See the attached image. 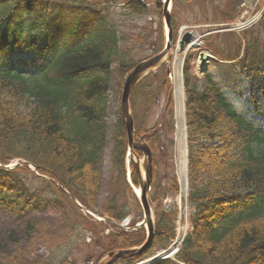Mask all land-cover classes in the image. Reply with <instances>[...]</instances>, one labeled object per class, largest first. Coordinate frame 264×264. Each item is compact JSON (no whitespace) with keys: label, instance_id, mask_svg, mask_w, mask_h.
Returning a JSON list of instances; mask_svg holds the SVG:
<instances>
[{"label":"trees","instance_id":"obj_1","mask_svg":"<svg viewBox=\"0 0 264 264\" xmlns=\"http://www.w3.org/2000/svg\"><path fill=\"white\" fill-rule=\"evenodd\" d=\"M112 2L114 0H0V55L15 53L39 42V36L31 37L28 43L18 33L19 28H24L22 19L33 13L38 5L42 10L28 27L29 32L38 27L39 21L51 18L52 12L64 8L76 14L87 11L90 28L86 38L59 54L36 75H28L23 67L0 68V160L4 164L15 158L31 162L40 174L51 179L36 174L27 165L10 170L0 166V210H8L22 218L30 210L51 206L69 204L71 208H78L53 181L85 206L99 208L108 140L111 69L120 39L108 21L95 14ZM124 7L132 14H145L148 10L142 0H124ZM226 17L223 14L222 18ZM54 31L55 28L50 29L48 43L54 41ZM68 37L74 38L75 34L70 32ZM243 38L246 44L242 57L239 58L240 47L229 60L239 58L232 64L236 73L252 80L250 111L264 114V83L261 80L264 77V49H261L264 13L259 26L245 33ZM158 45L162 47L163 38ZM135 63L133 60L120 61L119 88ZM151 77L147 76L133 90V112L139 95L145 99V114L151 110L155 89ZM167 85L164 84L165 88ZM185 87L192 227L177 260L187 264H264V119L262 127H258L247 116L233 110L221 87L209 74L200 86L194 83L189 68H186ZM239 95H243L241 89ZM170 113L171 102L166 110L169 133L173 130ZM160 133L156 126L149 129L144 125H137L135 133L138 139L145 135L153 151V202L163 196L160 169L167 163L161 153ZM127 148V135L118 109L112 163L113 178L120 188L115 198L101 206L102 214L116 220L130 212L129 202L123 203L124 189L130 191L132 199L135 198L125 178ZM136 152L142 155L137 149ZM132 171L133 182L137 183L133 164ZM170 171L175 194L179 188L171 165ZM71 210L67 208V212ZM155 214L154 244L146 255L168 246L176 234V202L157 207ZM65 218L69 221H66L70 227L69 235L55 252L61 262L66 261L70 247L78 241V237H74L82 233L72 214H66ZM25 222L31 233L42 227L37 220ZM90 227L100 238L104 249L102 255L114 249L138 246L145 238L143 228L105 235L99 232L104 230V224L98 223V227L90 224ZM16 255L12 257L15 259ZM140 257H131L123 263H131ZM0 261H3L1 257ZM36 264L56 263L48 256ZM157 264L177 263L166 260Z\"/></svg>","mask_w":264,"mask_h":264},{"label":"rangeland","instance_id":"obj_2","mask_svg":"<svg viewBox=\"0 0 264 264\" xmlns=\"http://www.w3.org/2000/svg\"><path fill=\"white\" fill-rule=\"evenodd\" d=\"M148 4V10L145 14H132L128 9L124 7V0H114L112 5L98 9L95 17L105 18L108 23L116 30L119 36L118 51L113 57L112 64V80L111 89L109 91V112H108V142L104 152L103 159V183L101 188V194L99 197V208L104 206L109 198H115L117 190L120 188V184L115 182L113 178V164H112V149L114 144V131L117 121V112L120 106V99L118 97L119 89V63L124 59L141 60L151 57L158 52V41L162 38V34L166 35V25L163 14V0H146ZM251 0H177L172 9V17L175 27H179L183 23L187 24H204L210 22H219L222 20L223 15H230L229 18H233L239 14L242 10V5L250 2ZM87 11L84 13H70L67 8L62 11L52 12V17H56L57 23H68V28H75L76 32H79V25L81 24L80 33L86 23L84 17L87 15ZM224 20V19H223ZM45 21V20H42ZM46 23V22H45ZM259 26V24L257 25ZM86 28L83 30V34H87ZM47 32L46 26L40 30V33L35 32L34 35H42V43L45 44V33ZM220 36V37H218ZM66 35L58 33V44L64 45ZM242 36H236L232 34L213 35L206 39L205 48L211 49L218 59H222V56L231 57V54L237 52L239 46L243 45ZM82 36L79 37V39ZM212 43H208V42ZM63 45L60 48L63 49ZM218 48L220 50H216ZM261 49H264V43L261 45ZM59 51L57 47L52 51L51 55L55 56ZM194 55L196 50L190 52L189 63L191 77L194 83L197 85H203V75L196 71L194 62ZM26 60L33 58L39 59L36 52L30 51L22 55ZM221 57V58H220ZM0 59V64H1ZM229 64V63H228ZM166 66H162L161 69L155 70L152 74L151 81L155 82V101L154 107L148 116L147 124L153 126L159 122L165 123V119H162L164 108L167 102L168 93L164 88L162 79L166 78ZM210 70V67L209 69ZM211 74L216 79L224 94L229 98L235 109L242 115H246L248 109L247 103L250 101V80L245 76H233L231 77L230 66L218 62H213L211 65ZM216 77V78H215ZM232 78V79H230ZM172 80V77H171ZM170 80V82H171ZM172 83V82H171ZM239 83V84H238ZM245 91L243 98L238 97L239 86ZM173 87V85H172ZM145 99L142 96H136L135 106L144 109ZM144 114V112H143ZM142 112L137 118V123H141ZM173 115H174V98H173ZM160 128H162L160 126ZM164 141L170 145L171 149L163 146L162 154L165 155V161L161 166V173L163 176V195L156 202H151L153 209L162 205H166L174 198L179 202L181 199L180 194H172V186L170 183V165L175 168V164L179 159L178 147L173 148L174 140L171 142L167 138H172L173 134L167 136L166 132L162 133ZM163 141V140H162ZM127 160V158H126ZM143 158L141 162L143 163ZM174 161V162H173ZM130 157L127 160V166L129 165ZM13 165V164H12ZM129 171H127V178ZM124 189V188H123ZM125 192V200L123 203L129 202V209L131 211L128 215L132 221H140L143 218V209L138 205L136 200L131 198L130 191ZM116 193V194H115ZM120 198V196H119ZM189 212V211H188ZM187 212L185 217V211L183 212V220L186 221L191 227L192 221ZM66 211L65 207L58 208L51 206V208L45 210H31L24 219L16 218L8 210L0 211V257L3 261L0 264H36L43 261L50 255H53V259L58 262L59 257L54 256V252L59 243L63 242L66 231L70 228L66 225ZM76 219L79 225V230L82 231L83 240L77 242V247L72 250L68 255V260H74L76 264H96L102 254V248L100 245V239L95 235L94 228L90 220L84 218L80 211L73 208L71 213ZM32 219L38 220L42 227H39L35 232H29L27 230V223L25 220ZM89 219V218H87ZM92 220V219H91ZM88 222V223H87ZM179 223V221H178ZM111 230H114L112 227ZM56 244V245H55ZM158 250L155 251V253ZM17 254L14 259L12 256ZM3 254V255H2ZM5 254V255H4ZM107 256V255H106ZM105 256V257H106ZM103 257L100 261L104 260Z\"/></svg>","mask_w":264,"mask_h":264},{"label":"water","instance_id":"obj_3","mask_svg":"<svg viewBox=\"0 0 264 264\" xmlns=\"http://www.w3.org/2000/svg\"><path fill=\"white\" fill-rule=\"evenodd\" d=\"M170 0H167L165 4L164 14L166 17V21L168 26L171 29V16L170 13L167 10L168 3ZM172 34L170 32L169 38L171 39ZM188 37V36H186ZM169 46L164 50L162 53L156 55L153 58H150L148 60L142 61L139 64H137L132 71L128 74L127 78L125 79L124 85H123V91L121 94V112H122V118L123 123L127 129L128 139H129V146L131 148V151L137 147L140 150H142L146 156L145 161V179L141 176L139 168V178L138 183L141 187V194H140V200L144 209L145 218L144 223H147L149 234L147 237V240L140 248H134V249H126V250H120V251H113L109 253V257L107 260L100 264H113L114 262L125 259L134 255H139L143 253L147 248L151 246L154 239V222L152 219V209L148 200V192L150 190L151 181H152V151L149 148V146L146 143H137L134 139V121L133 116L130 112V105H129V99L130 94L134 86L142 79L144 78L148 73H150L153 69L158 67L162 61L164 56L167 53V50L169 49ZM138 167V164H137Z\"/></svg>","mask_w":264,"mask_h":264},{"label":"bare ground","instance_id":"obj_4","mask_svg":"<svg viewBox=\"0 0 264 264\" xmlns=\"http://www.w3.org/2000/svg\"><path fill=\"white\" fill-rule=\"evenodd\" d=\"M205 57L207 59L210 58L209 55H205ZM182 81H180L179 76L176 77V81L174 84V88H175V100H176V116H177V120L179 123V127H178V142H179V152H180V156H179V160H178V166L181 168V170L184 172V170L186 169V157H185V150L186 148L184 147V115H183V88H182ZM142 174H144V170H142ZM183 185L185 186V180H182ZM135 190L136 192L139 194L141 192L140 187L135 186Z\"/></svg>","mask_w":264,"mask_h":264}]
</instances>
